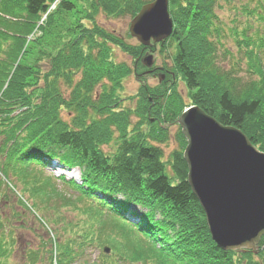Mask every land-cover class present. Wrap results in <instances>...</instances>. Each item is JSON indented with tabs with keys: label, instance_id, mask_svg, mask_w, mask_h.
Instances as JSON below:
<instances>
[{
	"label": "trees",
	"instance_id": "trees-1",
	"mask_svg": "<svg viewBox=\"0 0 264 264\" xmlns=\"http://www.w3.org/2000/svg\"><path fill=\"white\" fill-rule=\"evenodd\" d=\"M13 1L18 9H11L9 0H2L0 8V137L3 138L0 152L4 162L12 165L11 169L0 168L5 180L10 183L13 178L22 186L23 193L34 196L40 190L37 183L42 170L57 166L78 168L80 184L69 181L75 189L96 201L108 216L135 226L144 237L148 248L129 257L136 264H264V236L256 255L250 251L224 252L211 240L204 213L187 184V165L183 160L186 141L181 131L178 135L180 150L173 152L165 163L158 146L139 137L126 136V132L120 135L116 152L104 155L100 149L107 141L101 138L113 134L107 125L102 131L105 134L100 136L94 124L75 123L79 117L77 113L95 103L88 99L97 85L101 95L96 108L105 118L114 117L116 93L130 69L112 62L106 48L108 41L129 51V47L118 44L113 35H101L89 25H79L77 37L64 43L56 68L53 63L48 69L45 84L37 89V93L36 90L28 93L30 86L37 87L40 83V71L35 65L23 64L32 52L26 47L27 41L38 33L55 35V11L69 12L74 5L69 0H60L53 13L49 10L56 0ZM85 1L88 12L92 13L91 16L85 13L88 24L95 22L96 13L108 18L132 19L146 4L144 0ZM219 2L168 0L174 26L172 34L161 45L168 41L175 43L173 65L190 92L192 106H197L223 126L239 129L264 153V0H251L249 4L242 3L240 11L232 10V24L240 16L248 21L234 38L247 63L248 79L245 81L234 69L223 70L218 65L217 55L222 48L225 26L216 14ZM2 41L11 44L7 43L3 50ZM139 46L140 49L129 51L138 60L148 50ZM48 54L43 51L41 57L49 62ZM138 63H135L136 67ZM77 75L80 79L74 83ZM60 82L72 90L67 106L77 112V116L71 126L57 120L58 110L65 104L62 95L58 94L57 83ZM141 86L146 91V86ZM173 87L165 85L163 93L152 96V101L141 94L134 110L122 114L115 112V121L108 124L115 126L119 133L128 130L129 117L148 115L153 102L158 106L156 111L162 122L167 126L176 125L187 106ZM117 100L122 102L123 99ZM157 133L160 143L164 142L165 129L158 126ZM160 135H164V139ZM166 167L171 175L167 174ZM17 188L12 186V189ZM10 192L13 194L12 190ZM99 222V232L105 234L110 226L106 221ZM7 236L9 238L0 235V264H9L7 258L14 251L16 241L10 232ZM87 238L77 236L80 241ZM70 244L60 246L59 251L54 250L57 254L55 264H74V259L77 260L75 249L79 246L73 243L76 247L73 249ZM103 256L107 258L105 264H120L124 259L112 260L111 255ZM49 261L53 264L52 257ZM23 264H40L39 253H29Z\"/></svg>",
	"mask_w": 264,
	"mask_h": 264
},
{
	"label": "rangeland",
	"instance_id": "rangeland-1",
	"mask_svg": "<svg viewBox=\"0 0 264 264\" xmlns=\"http://www.w3.org/2000/svg\"><path fill=\"white\" fill-rule=\"evenodd\" d=\"M69 1L74 5L73 9L69 12L55 11L56 5H52L49 10L53 13L54 11L56 12L54 20L56 28L55 35L48 36L45 35V33H38L32 37L31 41H27L26 47L28 50L31 49L32 52L25 57L23 64L29 66L35 65L40 71V83L37 87L30 86L28 88L29 94L32 90H36L35 92L37 93L38 90L42 88L43 84H45L44 79L48 75V69H50L51 66L53 67V63L56 68L59 62L58 57L64 48V43L71 42L77 37V30L81 24L87 27L90 26L91 30H97L101 35H113L115 38L114 40H116L118 44L124 43L129 47V51L137 48L140 49L139 43L129 35L128 28L131 18H108L102 13H96V15L94 14L95 22L88 24L85 20V13L86 16H91L92 13L91 11L88 12L89 6H87L86 1ZM144 1L146 3L151 2V0ZM9 2L11 4V9H18V5L16 6L13 0H9ZM242 3L249 4L251 0H220L219 2V8H217L216 14L225 26H223L224 34L221 38L222 48H220L218 52L217 61L218 65L223 70L230 71L234 69L237 75L245 81L248 79V74L245 72L247 63L245 64L243 53L238 50L234 38L239 35L237 31L241 32L244 27H246L245 23L247 20L244 21L245 17L243 18L240 16L237 22L232 24V20L234 19L232 10L242 9ZM1 4L2 0H0V8L3 6V4ZM168 13L171 18L169 6ZM171 20L173 22L172 18ZM42 21L45 22V18H43ZM54 36H57V38ZM30 38L31 36H29V39ZM2 43L3 50L7 48V43H9V45L11 44L9 41L6 43L2 41ZM244 44L245 43L242 41V45ZM163 46L161 43H158L155 46L147 48L148 50H146L145 53L148 52L153 57L152 66L147 68L142 64V58L138 60L136 59L137 56L132 57L131 52L123 51L119 45L116 43L114 44V41L113 43L108 41L106 48H108L109 53H111L110 57L112 62L116 65H125L130 69V73L122 80L121 88L116 93L117 96L114 103L116 107L113 109L114 117L109 116L105 118V116L101 114V110L96 108V106H98L96 103L97 99L101 95L99 85L93 88L88 99V101L91 102L93 100L96 104L92 102L93 105L91 107L86 106L84 109L80 110L81 112L77 113L67 106L69 100L68 96H70L72 90L66 89L60 82L57 83L58 86L57 84L56 86L58 87V94L62 95L65 104L60 106L57 120L60 121L61 124L63 123L67 126H71L72 120L76 118L77 113L79 117L75 123L78 124L83 121V123L88 126L94 124L96 132L100 136L105 134L102 131L105 125H107V128L111 130L113 134L109 137L101 138L102 141H107L100 149L104 155L110 156L116 152V147L119 144V137L126 132V136L139 137L148 143H153L158 146L163 152V160L166 163L173 152L180 150L181 142L178 139L180 127L177 123L174 126L165 125L158 115L159 111H156L158 106L153 102L151 104L152 110L148 115L144 116L145 118L143 116L138 118L137 115L129 117L128 130H123L119 133L115 126L113 127L108 124L109 121H115L116 114H122L124 112L129 113V111L134 110L136 104H138V96L142 98L141 94H143V97L148 96L150 101H152V96L154 97L163 93L165 85L166 87L174 86L183 104H185L187 108L192 106L189 97L190 92L173 65L175 43L168 41ZM43 51L50 54V57H48L49 62L45 57H41V52ZM144 55L145 54H142V57ZM188 55L192 57L191 52H188ZM137 62L139 63L136 67L135 63ZM164 74L166 77H164ZM137 75L139 77H137ZM160 76H163L162 80H160ZM79 79L80 75L75 76L74 83L79 81ZM139 81L146 86V91L142 88ZM119 98L123 99L122 102L117 100ZM187 108H185V110ZM158 126H162L167 135L165 139L164 135H160L164 139L162 143H160V138L157 136ZM2 139L3 138L0 137V145L2 144ZM1 154L0 152V158ZM4 160L3 157L0 159V168L4 169L5 167L6 169H11L12 165L10 164L8 166L7 162H4ZM1 169L0 235L3 234L5 237L9 238L7 233L10 232V235L13 236L16 241L14 251L10 253L8 256L9 258H7L9 264H23L27 261L28 254L34 252L39 253L40 264H50L49 258L51 257L52 263L54 264V257L56 256L57 258V254H54V250L58 249L59 251L60 246H66L67 243H71L70 247L73 249L76 248L73 243L79 246L75 249V257H77V260L74 259V264H102L106 261L101 257L103 245L112 249L113 254L116 255L117 258H129L134 252L144 251L148 248L147 244L141 246V240L144 239H142V234L137 231L135 226L133 227L115 217H110L106 212H102L96 203H90L87 199L83 200L77 197V193L73 189V184L52 179L49 176L50 173L48 170L44 171L45 174L41 172V176L38 178L37 183L40 190L33 196L28 193H23L24 189L21 185L15 183L13 178H11L10 181L18 188L12 189V183L10 182V184L5 180ZM166 172L168 175H171L168 167H166ZM59 181L66 185L61 184ZM70 184L73 187H71ZM34 186L36 187V185ZM11 190L13 194H11ZM23 207L26 210H24ZM99 220L108 222L110 226V228L106 229L105 234L104 232H99V226H101ZM91 234L93 235L91 236ZM77 236L88 238L85 241H80L77 239ZM98 237L100 238L99 241L97 239ZM72 239L75 240V242ZM49 250L51 253H49ZM120 262V264L127 263L122 260Z\"/></svg>",
	"mask_w": 264,
	"mask_h": 264
},
{
	"label": "water",
	"instance_id": "water-1",
	"mask_svg": "<svg viewBox=\"0 0 264 264\" xmlns=\"http://www.w3.org/2000/svg\"><path fill=\"white\" fill-rule=\"evenodd\" d=\"M128 31L144 48L166 40L173 31L168 0L144 4ZM141 62L150 68L152 55ZM176 123L186 141L187 184L211 240L221 251L256 255L264 236V153L239 129L221 125L197 106L183 111Z\"/></svg>",
	"mask_w": 264,
	"mask_h": 264
}]
</instances>
